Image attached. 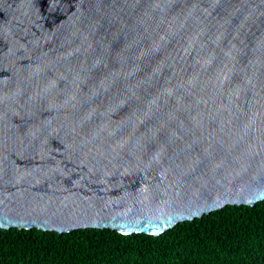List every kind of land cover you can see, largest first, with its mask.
<instances>
[{
	"label": "water",
	"instance_id": "water-1",
	"mask_svg": "<svg viewBox=\"0 0 264 264\" xmlns=\"http://www.w3.org/2000/svg\"><path fill=\"white\" fill-rule=\"evenodd\" d=\"M262 200L264 0H0V229Z\"/></svg>",
	"mask_w": 264,
	"mask_h": 264
},
{
	"label": "trees",
	"instance_id": "trees-1",
	"mask_svg": "<svg viewBox=\"0 0 264 264\" xmlns=\"http://www.w3.org/2000/svg\"><path fill=\"white\" fill-rule=\"evenodd\" d=\"M0 264H264V200L226 205L160 235L0 229Z\"/></svg>",
	"mask_w": 264,
	"mask_h": 264
}]
</instances>
